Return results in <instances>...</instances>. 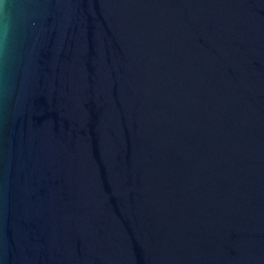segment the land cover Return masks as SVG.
Instances as JSON below:
<instances>
[{
	"label": "water",
	"instance_id": "1",
	"mask_svg": "<svg viewBox=\"0 0 264 264\" xmlns=\"http://www.w3.org/2000/svg\"><path fill=\"white\" fill-rule=\"evenodd\" d=\"M0 264H264V0H0Z\"/></svg>",
	"mask_w": 264,
	"mask_h": 264
}]
</instances>
